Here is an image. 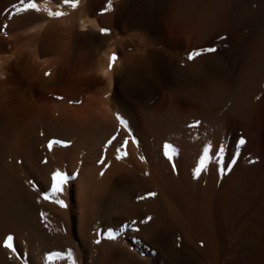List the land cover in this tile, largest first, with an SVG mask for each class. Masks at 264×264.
<instances>
[{
	"label": "bare ground",
	"instance_id": "bare-ground-1",
	"mask_svg": "<svg viewBox=\"0 0 264 264\" xmlns=\"http://www.w3.org/2000/svg\"><path fill=\"white\" fill-rule=\"evenodd\" d=\"M21 2L0 0V264H264V108L245 127L178 99L201 48L171 36L146 0ZM50 140L70 146L49 151ZM207 144L224 146L231 172L211 161L194 179ZM57 170L76 177L66 208L41 199Z\"/></svg>",
	"mask_w": 264,
	"mask_h": 264
},
{
	"label": "clouds",
	"instance_id": "clouds-1",
	"mask_svg": "<svg viewBox=\"0 0 264 264\" xmlns=\"http://www.w3.org/2000/svg\"><path fill=\"white\" fill-rule=\"evenodd\" d=\"M160 12L166 31L209 48L217 37L226 46L208 59L182 70L187 81L172 89L178 99L202 111H214L224 122L247 127L264 108V0H146ZM212 65L218 75L209 72Z\"/></svg>",
	"mask_w": 264,
	"mask_h": 264
},
{
	"label": "snow or ice",
	"instance_id": "snow-or-ice-1",
	"mask_svg": "<svg viewBox=\"0 0 264 264\" xmlns=\"http://www.w3.org/2000/svg\"><path fill=\"white\" fill-rule=\"evenodd\" d=\"M22 4L26 5L27 7H25L23 10H28V9H35L37 11H39L38 5L34 2V0H22L21 2ZM64 3L66 6L71 7V8H76L78 7V2L77 0H64ZM106 9L108 11L112 10V4L111 2H109L106 6ZM104 14H107V12H105ZM50 16H54L55 18H61L64 16L63 12H55L49 13ZM101 32L105 35L108 34V30L105 28H101ZM221 40H226L227 37H220ZM226 46V45H225ZM217 51V48L215 47H209V48H201L199 50H193L189 55H188V60L189 61H193L195 60L197 57L206 54V53H215ZM118 57L113 54L110 58H109V63H108V70L111 71L114 66L115 63L117 61ZM45 77H49L51 76V72H45L44 73ZM57 99H62V97H57ZM116 119L118 120L119 124L125 128L127 130V126L124 122V120L117 116ZM129 135L131 136V133L129 132ZM112 139H116V136H113ZM109 143H111V140L109 141ZM129 141L127 139L124 140L123 145H122V154L117 156V159H124L128 153H127V145H128ZM133 144H137V141L135 139L132 140ZM241 145H243L244 141L241 140L240 141ZM55 145H60L63 147H67L70 146L68 144V142L66 141H60V140H50L47 144V148L49 151H51L53 149V147ZM212 148L213 145L212 144H207L204 148H203V152L202 155L199 158L198 164L197 166L193 169V178L194 179H199L202 175V173H204L208 167L211 161H215L216 164L218 165L217 171H218V175L220 177H223L226 174H229L231 172V168L228 167L227 169L224 167V158H225V153H226V149L224 148L223 145H220L217 150L215 155H212ZM118 152H121V149H117ZM163 155L165 157V159L168 160V162L171 165L173 174L178 175V169L176 167V163L175 160L178 156V151L177 149L170 143H165L163 145ZM144 157H141L142 162L144 161ZM46 162V161H45ZM103 162V161H101ZM234 166V164L232 165ZM147 175V173H145ZM101 175H103V173H101ZM76 177L70 174H66L61 172L60 170H57L51 177V185L50 188L48 189V191L41 193V199L45 200V201H50L53 203H57L59 204L60 207L62 208H66L67 205L65 204V202L60 199V197L63 195L64 191H65V186L68 184V182L72 179H75ZM33 188L35 190V185H33ZM156 196V193H148L147 197H139V199H145V198H149V197H154ZM41 218H44V213H41ZM152 220V217H147L145 220L140 221V223H148ZM4 247L8 248L9 250L14 252V248H13V244L12 241L9 239L5 242ZM72 251L69 250L67 252V258L71 259L72 258ZM49 260L52 259L51 256L48 257ZM73 264H75V261H73Z\"/></svg>",
	"mask_w": 264,
	"mask_h": 264
}]
</instances>
